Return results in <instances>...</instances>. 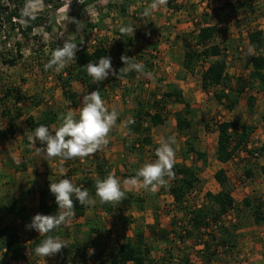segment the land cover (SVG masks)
I'll use <instances>...</instances> for the list:
<instances>
[{"label":"rangeland","instance_id":"rangeland-1","mask_svg":"<svg viewBox=\"0 0 264 264\" xmlns=\"http://www.w3.org/2000/svg\"><path fill=\"white\" fill-rule=\"evenodd\" d=\"M241 1H243L245 6L238 13L239 19L241 20V27L239 28L236 24H233L234 22L232 21V23L230 24V30L227 33H223V37L218 36L215 41H223V43L228 47L227 76L229 77V85L235 87L237 85L244 84V82L246 81V88L241 93L240 97H238V101L236 102L234 108L229 109L227 100L224 99L222 102H220L215 96V93L220 92L222 86H213L208 92L204 91L202 87H200L202 66L197 65L195 67V70L191 72L192 82L197 86L196 91L192 97L185 98L192 104V114H190V116L193 119V124L191 128L189 127L185 131L187 133L185 135V138L177 140L175 143L177 149L175 152V156L182 157V155H184L183 151L185 152L186 150L187 141H192L198 149H200L201 151H205L208 156V160L206 163L202 161L199 162L195 159L197 163L195 165L192 164L198 172L200 182L196 189L189 193L187 197V200L189 202L191 201L190 203L201 204L208 191L218 192L219 190H221L222 186L215 179V173L220 168L225 169L226 175L228 177L226 187L231 190L232 195L235 198V203L238 205L236 211L232 213L231 218H236L235 222H237L238 226L240 227L239 233L243 228H245V231H250L254 230L253 227H258L260 225L264 226L263 220H261V222H257L255 218V209H257V207H263L262 212L264 213V205L262 204V202L260 203V200L262 201L264 199V173L261 169V165H264L263 156H259L257 154L251 155L247 151H240L232 161L226 164H222L216 160L218 124L221 121L236 120L240 123H244L245 125L250 126L251 133L248 138V148L259 147L264 139V90H260L259 81L254 74V69L250 61L251 54L249 53V49H251L252 47L248 42L247 36V30L257 29L260 25H264V0ZM151 2L152 0H82V2H80V0H72V2L71 0H51L50 3H45L42 0H34L33 14L40 15L43 19V22L41 25L35 27L31 34L25 35L18 28H11L10 22L6 20L3 23V27L0 31V40L2 41V45L0 47V75L1 73H10V71L11 73L15 74L16 72H31L36 69H44V65L51 58V52L57 47L62 46L65 40H71L73 43L77 44L78 49H86L88 47L92 49L93 46L96 45L99 41L107 42L110 39L109 37L111 34H122V27L127 28V26L129 27L132 25L130 24L129 20L131 16H135V13H132V11L129 9L127 10V7H136V11L140 12L141 16V12H144L145 8ZM224 3L225 0H204V2L200 3H196L193 0L188 1L186 3L188 6L187 10H185V17L182 18L177 17V15H173V13L169 15L167 11L168 8L166 9L167 5L161 6L153 13H155L156 19H160L157 22L163 25L162 30L164 32V43L167 44V41H173L176 36L182 37L184 35L191 34L197 25H201V23L204 22L202 16L203 13H208L209 21H217L215 19L216 16L213 9L223 5ZM122 6L125 9H123ZM176 6L177 3L174 2L171 3L170 7H174V10H176ZM198 7H202V9L198 10ZM124 10L128 11H126V16L129 20L126 18L122 23H115L117 18H122V14H124L122 12H125ZM115 12H119L121 14L118 16L117 14H115ZM6 15L7 14H5L4 16ZM224 16L225 15H223L222 13V17ZM194 18H197L198 20L195 21ZM73 20L79 22L81 30L77 29V24L72 22ZM23 25L25 26V24ZM156 27L158 26H148L143 31L139 30L140 28L136 27H133L132 29L134 35H149V39L152 40V34L157 32ZM220 27H224V25L222 24L220 25ZM122 35H126V40L130 39L127 34ZM94 40H96V42H94ZM18 43H20V47ZM206 44H209V42ZM19 48L20 55H22L21 58H19L18 56ZM154 48L150 47L151 52L149 53L150 59L153 58L155 61L154 64L152 63V66H155L156 63H161V58H163V53H161L163 48ZM129 54L130 53L127 51L126 55L128 56ZM181 56L182 54H180V57L173 56V60L177 61L178 59H181ZM13 57H18L15 65H7V59ZM139 57V60L141 62L142 56ZM143 60L145 61L146 59ZM149 66H145L143 71L149 68ZM2 77L4 76L2 75ZM3 79H5V77ZM112 82L113 79L111 82H109V80L107 81L108 87L111 90L120 88L121 85L119 82L115 81L116 83L114 84ZM6 83L8 86L11 85L8 84L7 81L4 84H1V86L6 85ZM147 83H149L148 80ZM161 88L162 89L160 90V92H157L159 96L165 91L163 87ZM146 89L147 91H149L150 86H146ZM147 91L146 95H148ZM104 92L105 90L103 91V94L101 93V95L105 96V98H109L110 96H112L108 94L106 95ZM128 99L130 102L132 101L131 97H128ZM250 99H252L251 102ZM174 103V99H168L166 101V108L164 110V112H166L165 114H167L166 116H168L169 110L175 109ZM70 107L71 108L68 109V111L71 110L78 116V106L73 107L70 105ZM62 113H67V110L62 111ZM207 123L209 125V130H206L205 127ZM113 129L116 130L115 127H113ZM168 134L169 135L166 138H160V133L157 131V129L154 130L155 140L159 145L162 141H167L169 137L174 136L173 133ZM110 137L108 145L95 153L99 161L104 153L108 152L109 150L108 146L111 144ZM128 140L135 141L134 138L131 137H129ZM175 144H172L173 149L175 148ZM23 153V155L18 156L17 154H15V152H13L12 154L4 158L0 157V186L1 182L3 183L4 181H9L7 180L8 177L5 175L4 178L3 174L4 171H7V168L14 170L15 168H22L23 165L31 166L44 163V161H40V158H36V160L35 158L31 157L29 152ZM146 155L148 157V162L150 157H152V160H154L153 157L156 156L154 152H152L151 154L146 153ZM95 159L96 158H92L89 160L84 159V161L81 162L78 158H76L66 160L62 163V165L64 166L63 168L65 169H67V167L69 166L70 169L68 171H70L71 174L80 173L78 176H69L68 171L64 172V174H60L59 171L55 173H58L60 175V177L58 176L60 180L65 179L63 177H67L68 179H71L74 184H76V182L78 181L77 179L85 178L82 175L84 171H79L78 164L85 163V167L88 168L93 166V162L95 161ZM141 163L144 165L145 163H147V160H141ZM51 165L52 164H50V166ZM248 169L253 170L252 176H247L246 173ZM34 171H32L33 174L26 173L25 176L23 175L26 181L29 182V184H33V181L31 179H38V181L42 179L41 176L39 177L37 174H34ZM118 175L119 174H115V176ZM0 189L3 192L7 191V189L5 188L0 187ZM246 198L251 199L254 202V205H252L251 207L245 206L244 200ZM164 201H167L166 198L164 199ZM120 203L123 207H118L114 210L113 214H111L109 217L105 216L104 219L101 216V212L104 211V205H99L97 209L99 210V212L96 211V207L88 206L89 209H87L90 212L87 216V219H90L91 217L95 219L97 218L101 221L99 222L98 228V230L100 229V232H97L95 238L91 236L87 237L86 235H84L83 232L85 230L81 228L79 229L78 224H80V222L73 216L71 222L66 225L69 229V234L64 237V240L70 245L83 244L88 241V243L92 246L91 250L89 251L90 253H92V251L94 250V246H98L99 249H103L112 247L120 241H125L127 235L126 233H124V229L126 227H130L127 230L129 233V230L133 229L131 227L133 226L132 224H134L135 227H144L145 224L141 219L135 221L134 215L132 214L135 209L132 210V208H129L130 205L128 206L126 202ZM164 203L167 204V202ZM162 205H160V208L164 209V206ZM119 211H126V216L122 215ZM3 213L4 212H2L1 210L0 219L4 215ZM14 219L13 221L11 220V223H16V220ZM181 219H183V216H180L179 220ZM179 220L177 222H179ZM5 221L7 223L9 222L8 220ZM163 222H167V219L164 218ZM21 223L30 224L31 220L28 219L26 222L22 221L20 222V224ZM28 231H31L33 233L34 230H23L21 240L23 245H26L27 250L29 251V259L23 261L20 264L62 263L60 259H58L57 255L49 256L46 258L32 255L30 252L29 244L31 243L33 237L32 235H29L30 232ZM34 234L37 235L39 233H37L36 231L34 232ZM174 238L179 239L178 235H174L172 233V235H170V239L173 240ZM238 244V252L245 251L244 249L243 251L240 250V248L250 247L249 244L241 241ZM169 245L170 246H167L170 248L165 246L164 251H166V255L170 253L169 258H171V252H174L175 246L173 242H170ZM223 255H217L214 259L217 261H222L224 259ZM92 257L93 256H91V261L92 263H94ZM245 259L248 258L244 255L242 258L238 256V258L233 259L232 264H239ZM0 264L19 263L8 260V258L4 256V252H1L0 250ZM65 264L71 263L69 262Z\"/></svg>","mask_w":264,"mask_h":264},{"label":"crops","instance_id":"crops-1","mask_svg":"<svg viewBox=\"0 0 264 264\" xmlns=\"http://www.w3.org/2000/svg\"><path fill=\"white\" fill-rule=\"evenodd\" d=\"M188 1L191 0H175L174 2L177 3L176 10H174V7H169V5L167 4L166 9L168 8L167 10L168 14L170 15L173 13V15H177V17L179 18L185 17V10H187V6H188L186 3ZM126 9L127 10L129 9L132 11V13H135V16H131L129 20L128 17L126 16V13L128 12L126 10L127 12L126 11L122 12L124 13L122 14V18H117L115 23H122L127 18L130 21V24H132L131 26H129L130 28L136 27V28H140L139 30L143 31L148 26L151 27L158 26V27H156L157 32L152 34V38H151L152 40L149 39L150 38L149 35H145L141 38H138L134 35V32L132 31L130 34H127L130 38L128 40L125 39L126 35L111 34L109 37L110 39L107 42L104 41V46L108 50L107 55L112 58V65L116 71L117 74L116 76L110 73L108 79L98 84H94L92 82V78L88 76L85 71L84 72L85 75L84 74L83 75L86 78H90L91 84H89L84 78L81 79L75 77L70 81L68 87L64 88L63 86L64 80L68 77V73L65 70V68L62 69L60 72H56L55 69L53 68L47 71H45V69L42 70L36 69L31 72H16L15 74L11 73V71L10 73H5V74L1 73L0 86L1 84H4L5 82L8 81V84H11L13 88L20 90L18 92V95H20L21 98L15 104H14L15 99L8 100L12 106L11 115L15 117V120L12 121L15 130L14 135H11L8 130L9 120L7 117L3 116L2 114L4 107L1 104V100H0V157L4 158L12 154L13 152H15V154H17L18 156L23 155L24 154L23 152H29L31 157L35 159L40 158V161L41 162L44 161V163L31 165V166L25 165L22 166V168H17V169L15 168L14 170L7 168V171H4L3 173L4 178L6 175L9 178V179L7 178V180L9 181H4L3 183L1 182V186H0L1 188L7 189L6 192L1 191L0 189L1 191L0 208H2L0 209V211L2 210V212H4L3 213L4 215L0 219V228L5 224H18V226H20V222L22 221L26 222L28 219L32 220V217L37 213H39L38 208L40 203V191L43 188L50 186L51 182H58L60 180L59 178L60 175L55 172L59 171L58 168L64 167L61 164L59 158H55L47 161L44 160L42 156L36 155V147H44V145H41L39 141H37L35 146V145H31L30 142L28 141L27 138L28 134L34 131L30 129L27 123V118L29 116H32L38 120L44 117L48 111H56L58 112V114L59 112L60 114L62 113L61 110L62 111L67 110L68 112V109L71 108L70 105L73 107L78 106L79 109L82 106L83 96L89 94L93 90H99L100 95L101 93L103 94L104 90H105L104 93L106 95L107 94L112 95L109 98H105V96L101 95L102 99L105 102V106L109 109V111H111L112 108H115L119 113L118 119L116 121V125L114 126L116 130L113 129V133L110 137L111 144L108 146L109 150L108 152L104 153V155L100 158V161L98 160L96 154L85 157L84 159L87 160L96 158L94 162L92 161L93 166L86 168L85 163H80L78 164V169L79 171H84L82 175L85 178L88 177L95 178L97 176L96 166L101 164L103 162V159H105L107 164L106 167L110 169L109 172L110 173L114 172L115 174H119L116 177L121 182L122 190H123V182L127 180L122 177V174L136 172L138 169H140L143 166L141 160L143 161L147 160L148 163V157L146 153L151 154L152 152H154L155 154V151L157 149L155 148V145H157V147L160 146L155 140V136H154L155 129H157V131L160 133V138H166L169 135L168 133H173L176 141L185 138V135L187 133L181 132L177 128L178 117H182L184 115L183 114L184 105L175 101L174 103L175 109L169 110V114L167 116L166 121L163 124H159L152 128V133H151L153 139L152 145H145L141 149L131 150L129 146H127V144L125 143L126 140L129 142L128 140L129 137L134 138L133 134L129 133L127 128L125 127V123L131 116L134 115L136 111L135 109H136L137 101L145 102L146 108H149L150 110V104L148 100L150 99L151 93L160 92V90L162 89L161 87H163L165 91H168L173 87H176L178 90L181 91V93L185 98L192 97L197 88V86L192 82L191 79L192 73L183 66L185 48L182 37L176 36L173 41L172 40L167 41L168 43L166 44L163 41V33H164L162 30L163 25L157 22L160 19L155 18V13H152L151 16L144 17L142 15L143 12H141V16H140V12L136 11L137 10L136 7H127ZM200 9H202V7H198V10ZM115 14L119 16L121 13L115 12ZM146 20H151V21H146ZM258 28L264 29V25H260ZM94 42H96V40H94ZM150 47L152 48L156 47L159 49L163 48L161 52L163 53V58H161L162 59L161 63L160 62L159 64L156 63L157 65L155 64V66L152 67L149 66V68L144 70L143 73H137L135 70L130 71L127 74L119 73L120 69L125 66L120 59L122 55H126V52L128 51L130 53L128 57L131 58L130 62H135V63L140 62L139 56H142L141 58L142 61H144L143 59L150 60V55H149V53L151 52ZM87 49L90 50L91 48L88 47ZM255 52L256 51L253 49V53ZM137 54L140 55L138 56ZM180 54H182L181 59H178L177 61L173 60V56L180 57ZM66 67H69L70 71H72L73 73L78 72L75 63L72 61L69 62L66 65ZM145 73H150L151 75L150 76L145 75ZM2 75L5 77V79H3L4 77H2ZM112 79H113L112 82L113 84L116 83L115 81L120 83L121 86L119 89L111 90L108 87L107 81L109 80L111 82ZM147 80L149 81V83H147ZM2 86L5 88L8 85L6 83V85H2ZM2 86L0 89V99L1 96L3 95V93L1 92ZM146 86H150L149 91H147ZM65 90L67 91V94H65ZM146 91L149 97L148 95H146ZM24 95H26L27 97ZM128 97H131L132 99L131 102L129 101ZM191 111H192V104H191ZM189 120L191 121L190 124V128H191L193 124L192 123L193 119L191 116H189ZM54 125L58 127L59 120L53 122L51 124L50 129ZM174 147H175L174 150L176 152L177 150L176 144L174 145ZM183 154L184 155H182V157L175 156V162L186 163L187 165L193 167L197 163L196 160L199 162L200 161L205 162L203 160L197 159L196 153L194 152L188 153V155H186L185 152L183 151ZM153 158L154 160H152V157H150L149 162H154L156 160V156H154ZM78 159L81 162L84 161V159L83 160H81L80 158ZM206 159L208 160V156ZM216 160L219 161L217 159V154H216ZM219 162L222 164H226L221 161ZM50 164H52L51 165L52 167L54 166L53 167L54 169L50 166ZM69 169H70L69 166L67 167V169L64 168V172H67ZM32 171H34V174H37L39 177L41 176L42 179L39 181L38 179H31L33 181V182L31 181L33 184H29V182L26 181L24 176L26 173L31 174ZM68 174L69 176H78L80 173L71 174V172L68 171ZM63 178H67V177H63ZM77 180L79 181L81 180V178ZM78 181L76 182V184L78 183ZM166 181L167 183L164 186L158 187L157 191L154 193L148 190H144L143 188L140 187L133 188L131 190H126L125 195L131 194L143 198L144 202L141 205L136 201H132L131 203H129L126 200V198L122 201V202H126L128 206L130 205L129 208H132V210L135 209V211L132 212L135 221L141 219L142 222H144L145 224L144 227L142 226L140 228L144 235L143 238L144 243H146L147 246L150 247V251H151L148 260L145 264H208L207 261L205 262V260L201 258L200 254L204 252L203 250H201L203 244H201L196 238L190 237V238H186L185 240L174 238L173 240H171L169 237V239L167 240H162L157 235L158 228H165L168 231L176 229V231H178L179 228L175 226V224L173 223L175 222L177 223L180 216H183L185 211L184 209H179L177 207L174 196L170 191V188L175 183L174 178L171 177ZM91 197L96 200L95 205H92V207H96V211L99 212V210H97L99 205L101 204L99 202V199L97 197H93V196ZM165 198L167 201H164ZM16 200H21L24 203L25 214L27 219L25 218V216H19L14 214L13 202ZM164 202H167V204ZM162 204H166V205H162ZM160 205L164 206V209L160 208ZM121 206H122L121 203L115 204L114 206H112L111 211L105 210L103 206L104 211L101 212L102 218L104 219L105 216L109 217L111 214L114 213L115 209H117L118 207L120 208ZM87 208L89 209V207L86 206L85 212L82 215H79L77 217L74 216V217L77 218V220H79L80 222V224H78L79 229L81 228L85 230L83 234L86 235L87 237L91 236L95 238L97 232L100 230V229L98 230V228H99V222L101 221L97 218L95 219L91 217H90L91 220L89 218L87 219V216L90 212L88 211ZM119 212L122 215L126 216V211H122V212L119 211ZM164 218L167 219V222H163ZM13 219L16 220V223H11ZM5 220H8L9 222L7 223ZM132 225L133 226L131 227L133 229H130L129 233L127 230L130 227L129 228L126 227L124 229V233H126L127 235V238L125 240H127L128 237L131 238L132 240H135L136 238L137 227H135L134 224ZM151 225L158 226L157 228L154 227L156 231L155 233H152L151 230L149 229ZM253 229L254 230L245 231V228H243L241 229L240 233H239L240 229L236 231L239 234L237 236L238 243L241 241L250 245V247L247 248L246 247L240 248V250L243 251L244 249L245 251L238 253L236 251L235 253H237V255L233 254V256L231 257L227 256L226 253L224 255L222 253L224 258L222 261H217L213 259L209 264H231L234 258H238V256L242 258L243 255L246 256L248 259H245L243 262L239 264H264V226L260 225L258 227H253ZM34 232L36 231L34 230L33 233ZM171 235H172V231H171ZM169 241L173 242L175 246L174 252H171V258H169L170 253L166 255V251H164L165 246L167 245L170 246ZM28 252L29 251L26 249L27 255ZM28 259L29 258L25 260H21L19 262L12 260L10 261L20 264ZM163 260H166V262H163Z\"/></svg>","mask_w":264,"mask_h":264},{"label":"trees","instance_id":"trees-1","mask_svg":"<svg viewBox=\"0 0 264 264\" xmlns=\"http://www.w3.org/2000/svg\"><path fill=\"white\" fill-rule=\"evenodd\" d=\"M45 3H50L51 0H42ZM175 0H168L169 7ZM26 0H0V31L3 27L4 21H8L11 24V28H18L25 35L31 34L33 29L42 24L43 19L38 14H33V17H28L25 26L20 23L21 9L24 7ZM194 6V5H192ZM244 3L241 0H225V3L219 7L213 9L217 21H209L208 13H203L204 22L201 25H197L194 31L189 35L182 36L185 53L183 66L193 72L197 65L202 66L201 71V87L204 91L208 92L213 86H222L219 93H215L218 101L222 102L224 99L228 102V108L233 109L238 97L245 90L247 82L235 87L229 85V77L227 76L228 69V47L221 42H216V38L223 37V33H227L230 30V24H236L241 27L238 13L244 8ZM123 9H125L122 6ZM177 8V6L175 7ZM9 10V12H8ZM125 11V10H124ZM219 11V12H218ZM225 15L224 17H222ZM7 14L6 16H4ZM16 19V20H15ZM18 20V21H17ZM197 21V18H194ZM220 21V23H219ZM197 24V23H196ZM224 27H220V25ZM243 30V29H242ZM136 37H143L142 34H135ZM226 36V35H225ZM247 36L252 48L256 51L250 55V61L252 63L255 77L259 81L260 90H264V29H249L247 30ZM209 44H206L208 43ZM2 41L0 40V47ZM20 47V43H18ZM202 46V47H201ZM156 49V47H155ZM107 48L104 46V41H99L92 49H78L75 59L72 61L75 63L78 70L77 73L70 71L69 67H65L68 73V77L64 80V88L68 87L70 81L75 78L85 79L91 84L90 78L84 77V66L88 62H99L100 57L108 56ZM19 58L20 48L18 49ZM18 57L7 59V65L12 66L17 62ZM145 66H152L151 59L145 61ZM145 68V67H144ZM84 74V75H83ZM61 78V77H60ZM110 82V81H109ZM19 89H14L11 85L2 86L1 92V104L3 105V116L9 120L8 130L11 135H14L15 130L12 121L15 117L11 115V103L8 100L15 99L14 104L20 100L21 96L18 95ZM65 94L67 91L65 90ZM168 99H174V101L184 105L183 116L177 119V128L181 132H185L191 124L189 120L191 111V103L185 99L180 90L176 87L171 88L168 91H164L159 97L157 92H152L151 97L148 100L150 103V110L146 108L145 102H136V111L130 118L134 119V124L125 123V127L128 132L133 134L135 141H125L127 146L131 150H138L145 145H152L153 139L151 136L152 128L159 124H163L167 119V114L164 112L166 108V101ZM252 99H250V102ZM62 112V110H61ZM60 114V112H59ZM56 111H48L41 119H35L32 116L27 118V123L31 130H35L40 125L51 127V124L58 120L59 116ZM206 130H209L208 123L205 125ZM112 131L109 133V137L112 135ZM251 133V127L240 123L236 120H224L218 124V138L216 154L217 159L223 163L232 161L240 151H247L251 155H259L264 157V140L261 145L256 148H248V138ZM155 148H158L155 145ZM194 152L197 159L207 161V153L198 149L192 141H187V147L185 154ZM157 159V157H156ZM25 166V165H23ZM106 160L96 166L97 176L95 178L88 177L81 179L76 184L77 186L83 185L88 189L90 196L95 197V182L97 179L106 178L110 172L106 167ZM262 172L264 173V165H261ZM173 172L175 183L170 188L172 195L174 196L176 205L179 209H184L183 219L179 222H175V226L179 228L178 231L172 230L174 235H178L180 240L194 237L203 247L201 250L204 252L201 258L207 261L209 264L217 255L227 254L231 257L233 254L238 253V233L239 226L236 218H227L228 214H232L238 208L235 203V198L232 195L231 190L227 186L228 177L225 169L221 168L215 173V179L222 186L218 192L208 191L201 204L190 203L187 200L189 193L196 189L200 182L198 172L195 167L189 166L186 163L174 162ZM247 176L253 175V170H247ZM136 175L133 173H123L124 179L132 178ZM171 177L165 176V180ZM81 184V185H80ZM126 200L128 202L136 201L140 205L144 202V199L139 196L126 194ZM264 200V199H263ZM263 200L260 203L264 205ZM76 207L74 209L75 217L82 215L85 212L86 206H81L78 201L75 202ZM115 204H104V208L107 211L112 210V206ZM244 205L251 207L254 202L246 198ZM13 212L15 215L25 216V206L21 200L13 202ZM255 209V218L257 222L264 221L263 207ZM2 209V208H0ZM39 213L45 215H55L58 212V205L55 202V196L50 192V187H45L40 191V203ZM228 220V221H225ZM26 225L28 223L18 224H5L0 228V250L4 252V256L9 260L19 262L28 258L26 253V245L22 243L23 230H27ZM23 226V227H22ZM69 226V225H68ZM66 225H61L58 229L48 233V235L59 236L68 246L64 247L62 251L57 255L61 264H145L150 255V247L144 243V235L140 227H137L136 238L132 240L128 237L124 242L116 243L112 247L99 249L98 246L93 247L92 253L91 245L87 242L83 244H68L64 237L69 234V229ZM154 226L151 225L149 229L152 233H155ZM65 229V230H64ZM219 231V233H218ZM29 235L33 237L29 244L30 252L34 254L35 247L41 243L45 236L40 234L35 235L31 231ZM158 236L162 240L169 239L171 231L165 228H158ZM237 251V253H235ZM99 252V253H98ZM93 256V262L91 261ZM215 260V259H214ZM166 262V260H163ZM232 264V262H231Z\"/></svg>","mask_w":264,"mask_h":264},{"label":"clouds","instance_id":"clouds-1","mask_svg":"<svg viewBox=\"0 0 264 264\" xmlns=\"http://www.w3.org/2000/svg\"><path fill=\"white\" fill-rule=\"evenodd\" d=\"M167 3L168 0H152L142 15L147 17L161 6H166ZM33 12L34 0H26L21 9L20 23L26 24V18L33 17ZM72 22L77 24L78 30H81L78 21L73 20ZM132 31L130 27L121 28L122 34H130ZM77 51V44L71 40H65L62 46L51 52L50 60L44 65L45 71L54 68L56 72H60L75 59ZM249 53L253 54V49H249ZM120 59L125 66L120 69L119 73L127 74L133 70L143 73L144 66L141 63L130 62L131 58L127 55H122ZM84 70L92 78L94 84L108 79L110 73L117 75L110 56L100 57L98 63L89 62L84 66ZM145 75L150 76L151 74L145 73ZM118 116L119 113L115 108L109 111L105 106L99 90H93L83 96L82 106L78 109V118L71 110L61 113L58 116V127L54 125L50 129L48 126L40 125L29 133L27 138L31 145L36 146L37 141L44 145V147H36V155L42 156L44 160L59 158L61 164L66 160L76 158L83 160L108 145L109 133L116 125ZM134 123L132 118L127 121V124ZM174 143H176L174 136L169 137L167 141H162L156 149L157 159L154 162L145 163L136 171L134 177L125 180L123 190L114 172L104 179H97L95 197L101 204H119L126 198V190L140 187L153 193L156 192L158 187L167 183L165 176H174L175 150L171 146ZM59 172L64 174V168L60 167ZM49 187L58 205L57 214L37 213L32 217L31 223L26 225L27 229L35 230L40 236L46 237L34 249V254L42 258L54 256L68 246L59 236L54 237L48 233L71 222V218L75 215V202L78 201L81 206H92L96 203L88 189L83 185L77 186L71 179L65 178L58 182H51Z\"/></svg>","mask_w":264,"mask_h":264},{"label":"built area","instance_id":"built-area-1","mask_svg":"<svg viewBox=\"0 0 264 264\" xmlns=\"http://www.w3.org/2000/svg\"><path fill=\"white\" fill-rule=\"evenodd\" d=\"M193 1L196 2V3L204 2V0H193ZM178 2H180V1H178ZM151 61H152L153 64L155 63L154 59H151ZM139 63H141L145 67V64H146L145 61H141ZM231 216H232V214H228L226 217L227 218H231Z\"/></svg>","mask_w":264,"mask_h":264}]
</instances>
